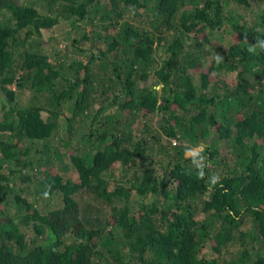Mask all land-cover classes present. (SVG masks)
I'll use <instances>...</instances> for the list:
<instances>
[{
	"label": "trees",
	"instance_id": "obj_1",
	"mask_svg": "<svg viewBox=\"0 0 264 264\" xmlns=\"http://www.w3.org/2000/svg\"><path fill=\"white\" fill-rule=\"evenodd\" d=\"M261 3L0 0V264H264Z\"/></svg>",
	"mask_w": 264,
	"mask_h": 264
},
{
	"label": "clouds",
	"instance_id": "obj_2",
	"mask_svg": "<svg viewBox=\"0 0 264 264\" xmlns=\"http://www.w3.org/2000/svg\"><path fill=\"white\" fill-rule=\"evenodd\" d=\"M259 48L261 51H264V40H261V38L257 37L255 40V43L250 44L248 47V52L252 53L255 52ZM217 64H219L223 60V56L217 54L215 57ZM204 153V145H196L195 147H185L184 155L186 159H189L191 161V164L195 165L196 168V174L199 178L203 179L205 173L204 169L208 166L207 164V157L202 154ZM191 171L188 169L186 170V174H190ZM219 182V176L216 174H213L210 177L209 180V189L215 185H217ZM45 197L48 196V192L45 191L43 193Z\"/></svg>",
	"mask_w": 264,
	"mask_h": 264
},
{
	"label": "rangeland",
	"instance_id": "obj_3",
	"mask_svg": "<svg viewBox=\"0 0 264 264\" xmlns=\"http://www.w3.org/2000/svg\"><path fill=\"white\" fill-rule=\"evenodd\" d=\"M263 5L264 4L261 3L260 7L262 8ZM238 9L240 11L244 10V12L247 11V12H249V14H250V11H251V10H249V8L242 9V7H238ZM67 30H69L68 25H66V23L62 22L61 24H59V25H57V26H55V27H53V28H51L49 30H44L43 36L46 37V38H48V37L59 38L60 36H65V33H66ZM223 37H224V39H223V41L220 42V44H222L223 47H226L227 43L231 40L232 36H231V34L224 33ZM60 42H61L60 43L61 47H64L66 42H68V38L67 39L63 38L62 40H60ZM214 43L216 44V42H214ZM8 88H12L13 89L14 88V84L9 85ZM186 141H187L186 142L187 145H191L190 147H193V144H191L192 138L191 139L187 138ZM205 141H207V143L209 144L211 142V136H207ZM199 143H200V141H199Z\"/></svg>",
	"mask_w": 264,
	"mask_h": 264
}]
</instances>
